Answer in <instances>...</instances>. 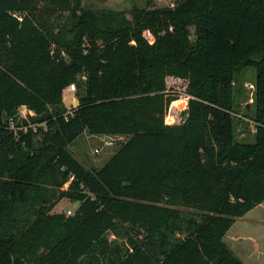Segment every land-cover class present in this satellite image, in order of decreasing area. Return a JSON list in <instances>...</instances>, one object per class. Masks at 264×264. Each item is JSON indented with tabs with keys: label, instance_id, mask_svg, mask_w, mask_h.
I'll return each mask as SVG.
<instances>
[{
	"label": "trees",
	"instance_id": "obj_1",
	"mask_svg": "<svg viewBox=\"0 0 264 264\" xmlns=\"http://www.w3.org/2000/svg\"><path fill=\"white\" fill-rule=\"evenodd\" d=\"M131 15L0 0V264H244L223 238L264 202V0ZM250 66L257 132L241 143L233 88ZM170 76L191 95L179 124L167 122ZM72 83L79 103L66 120ZM22 106L46 128L11 129ZM86 130L129 138L92 171L69 150ZM64 197L79 201L74 214L52 213Z\"/></svg>",
	"mask_w": 264,
	"mask_h": 264
},
{
	"label": "rangeland",
	"instance_id": "obj_2",
	"mask_svg": "<svg viewBox=\"0 0 264 264\" xmlns=\"http://www.w3.org/2000/svg\"><path fill=\"white\" fill-rule=\"evenodd\" d=\"M175 0H83L85 8L92 10H108L123 13L126 18H132L135 8L152 9L162 6L174 5ZM21 15V14H20ZM190 38H196L194 27L190 28ZM152 40V37H148ZM257 69L250 66L237 72L234 88V116H235V138L238 142H253L256 138L257 105L255 100V89L250 84L255 85ZM167 91L176 94L177 99L171 101L169 107L168 123L179 124L183 121V112L188 108L191 95L187 94V82L175 77H167ZM64 105L69 110L74 103L78 105L77 87L75 91H70L68 87L64 92ZM35 112L26 108H19L14 121L17 127L34 126L44 127L42 122H34L32 116ZM6 117H1V120ZM28 128V129H29ZM20 131V130H19ZM111 139H106L103 135L91 134L88 130L80 134L70 145L69 150L73 155L89 170L100 169L128 140L129 136L114 135ZM42 133L36 135L40 140ZM96 149L99 151L96 152ZM64 190L68 186L63 187ZM79 202H74L68 197L60 199L52 209V213L62 212L72 215ZM181 210L190 209L179 206ZM114 244L123 245L126 237L122 234L111 232L108 236ZM226 245L239 257L244 264H264V202L257 205L242 217H236L231 228L223 238Z\"/></svg>",
	"mask_w": 264,
	"mask_h": 264
},
{
	"label": "built area",
	"instance_id": "obj_3",
	"mask_svg": "<svg viewBox=\"0 0 264 264\" xmlns=\"http://www.w3.org/2000/svg\"><path fill=\"white\" fill-rule=\"evenodd\" d=\"M250 87L255 89V85H253V84H250ZM68 89H69L70 91H75V90H76V84H75V83L70 84V85L68 86ZM76 106H77V105L74 103V105H73L69 110H67V112H66L65 115H64L66 120H68V119L70 118V116H73V115H74L75 107H76ZM21 108L26 109L27 107H26V106H22ZM42 125L44 126V128H46V124H45V123H43ZM9 127H10L11 129H13L15 132H18L19 130L27 131L28 128H29V127H17V126L15 125V123H14L13 120L10 121ZM30 128H32L34 131H37V127L30 126ZM98 151H99V150L96 149V152H98Z\"/></svg>",
	"mask_w": 264,
	"mask_h": 264
},
{
	"label": "water",
	"instance_id": "obj_4",
	"mask_svg": "<svg viewBox=\"0 0 264 264\" xmlns=\"http://www.w3.org/2000/svg\"><path fill=\"white\" fill-rule=\"evenodd\" d=\"M77 102H78V101H77ZM78 103H79V102H78ZM0 120H1V118H0ZM105 138H106V139H111L110 136H105ZM124 185H127V182H125ZM77 202H79V201H77Z\"/></svg>",
	"mask_w": 264,
	"mask_h": 264
},
{
	"label": "crops",
	"instance_id": "obj_5",
	"mask_svg": "<svg viewBox=\"0 0 264 264\" xmlns=\"http://www.w3.org/2000/svg\"><path fill=\"white\" fill-rule=\"evenodd\" d=\"M63 100H64V95H63ZM75 102H77V100H75Z\"/></svg>",
	"mask_w": 264,
	"mask_h": 264
}]
</instances>
